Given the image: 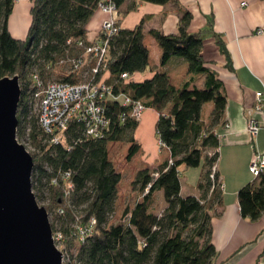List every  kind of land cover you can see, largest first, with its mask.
<instances>
[{
  "label": "trees",
  "instance_id": "1",
  "mask_svg": "<svg viewBox=\"0 0 264 264\" xmlns=\"http://www.w3.org/2000/svg\"><path fill=\"white\" fill-rule=\"evenodd\" d=\"M114 1L119 11L126 0ZM138 1L177 4V0ZM30 2V25L21 40L8 30L15 0H0V78L19 77L16 137L21 141L27 135L37 151L32 155V191L36 200L43 199L44 191L47 194L49 207L45 209L51 229L62 235V264H216L211 220L219 215L215 207L221 205L223 184L216 169L220 141L214 128L223 121L226 96L212 62L202 56L203 31H188L191 13L178 8L176 34L145 31L147 18L132 29L119 28L109 40L103 65L95 76H104L109 87L103 102L107 125L93 137L87 135L85 124L75 119L58 143H50L31 112L37 90L33 78L43 83H78L91 78V65L75 69L71 60L82 52L75 42L86 39L97 0ZM211 34L229 68L223 40L213 31ZM146 35L161 50L158 67L149 65ZM171 58L186 65V77L178 87L171 84L164 69ZM124 73L127 79H122ZM135 103L157 112L155 136L168 157L152 168L136 171L131 186L137 201L132 209L124 210L122 220L108 224L122 180L109 158V145L127 143L126 161L139 151L134 139L139 121L132 116ZM207 103L212 109L205 120L202 113ZM190 168L200 169L197 196L181 194V169ZM160 192L166 205L159 212ZM237 201L242 218L252 222L260 218L264 212V173L238 190ZM87 228L82 236L80 229Z\"/></svg>",
  "mask_w": 264,
  "mask_h": 264
},
{
  "label": "crops",
  "instance_id": "2",
  "mask_svg": "<svg viewBox=\"0 0 264 264\" xmlns=\"http://www.w3.org/2000/svg\"><path fill=\"white\" fill-rule=\"evenodd\" d=\"M242 2H245L244 6H241ZM30 7V0H15L8 19V30L16 39L22 40L27 34ZM178 8L192 15L188 31H203L202 56L212 62L211 67L221 79L226 96L223 121L214 128L220 141L216 169L223 184L221 205L215 207L219 215L211 220V241L217 251L216 264H264V212L257 221L244 219L240 216L237 201L238 190L256 181L249 171L250 161L255 155L264 153V112L254 109L255 93L264 91V34L255 33L258 28L264 29V0H177V4L164 6L126 0L119 8L120 28L132 29L147 18L145 31L156 29L165 34H176ZM103 17L95 11L87 25L86 37L93 38L97 34ZM209 29L223 40L230 57L229 68L225 66V57L220 54ZM144 43L149 52V65L158 67L161 57L158 44L150 35L145 36ZM164 69L175 87L186 77V65L180 59L171 58ZM208 106L205 120L212 109V105ZM157 116L155 110L145 109L134 132L139 151L133 158L144 163L143 168H152L168 157L166 149L161 148L160 151L154 145L153 159L156 158L154 162H146V152L140 144L144 131L157 140L154 130ZM249 120L259 125L253 137L246 130ZM196 170L199 178L200 169ZM181 172L186 173L187 169H181ZM180 188L183 196L188 195L182 193V178ZM190 195L197 196V190Z\"/></svg>",
  "mask_w": 264,
  "mask_h": 264
},
{
  "label": "water",
  "instance_id": "3",
  "mask_svg": "<svg viewBox=\"0 0 264 264\" xmlns=\"http://www.w3.org/2000/svg\"><path fill=\"white\" fill-rule=\"evenodd\" d=\"M20 96L17 75L0 78V264H62L32 191L33 157L16 138Z\"/></svg>",
  "mask_w": 264,
  "mask_h": 264
},
{
  "label": "built area",
  "instance_id": "4",
  "mask_svg": "<svg viewBox=\"0 0 264 264\" xmlns=\"http://www.w3.org/2000/svg\"><path fill=\"white\" fill-rule=\"evenodd\" d=\"M244 5L245 2H242L241 6ZM96 9L106 14L108 18L103 20L93 38L86 37L85 40L81 39L75 42L82 52L78 58L71 60L75 69L91 65V78L78 83H43L39 78H33L34 87L37 89L33 95V101L36 106L38 125L49 137L50 143H58L60 136L66 131L70 122L75 119L82 121L85 124L87 135L93 137L98 136L100 128L107 125L103 102L109 87L106 85L105 79H96L95 76L103 65L109 40L119 30L113 18L117 12V6L114 0H97ZM255 33L263 35L264 29L258 28ZM67 44H70V41H67ZM121 77L127 79L125 73ZM254 109L257 112H264V91L255 93ZM143 112V106L140 103H135L132 110L134 119L139 121ZM246 130L253 137L259 130V125L256 121L249 120ZM249 171L255 178L264 173V153L257 154L252 158ZM210 177L213 178V176ZM94 223L95 221L91 220V225ZM88 231L89 228L80 229V234L84 236ZM52 239L56 247L59 248L62 235L54 232Z\"/></svg>",
  "mask_w": 264,
  "mask_h": 264
},
{
  "label": "rangeland",
  "instance_id": "5",
  "mask_svg": "<svg viewBox=\"0 0 264 264\" xmlns=\"http://www.w3.org/2000/svg\"><path fill=\"white\" fill-rule=\"evenodd\" d=\"M96 11H97V9H96ZM98 12H100V11L98 10ZM101 14H103V13H101ZM103 16H104L103 20L108 18V16L106 14H103ZM113 18L116 21L115 22L116 26H118L120 28V18H119L118 9H117V12L115 13V15H113ZM103 20L101 21V23L103 22ZM101 23L99 25V28L101 26ZM85 72H87V71L84 70L83 76L86 75ZM104 78H105L104 76L100 77V79H104ZM208 105H211V103H208L206 108L203 109L202 116L204 118H205V115L207 113V107H209ZM31 112H32V115L34 117H37V111H36L35 105H33ZM142 115H143V113H142ZM142 115H141L139 121H141ZM18 142L24 145L25 149L27 150V152L30 153L31 156L34 153H37L35 148L31 145L30 140L28 139L27 135H25L24 139H22L21 141H18ZM140 144L141 145L143 144L144 151L146 152V157H147L146 162H148V160L149 161L153 160L152 162H154L156 157L153 159V157H154L153 146L157 145L158 149L160 151L162 150L160 148L158 141L153 140L151 133L144 131L143 137L140 140ZM128 146L129 145L125 142H120V143H116V144L114 143V144L109 145V158L112 161V163L114 164L115 168L121 173L122 180L120 181V183L117 187L115 206H114L113 212L111 213V216L109 217L108 224H114V223L122 220V218L124 217V210L126 208H128L129 210L132 209V207L134 206L135 202L138 199L136 191L131 186V182L134 178L136 171L138 169L144 167V163L137 162V160H138L137 158H133L130 161H126L125 157H126ZM196 171H197L196 168H190V169H187L186 173H181L180 177L182 178V184L184 186L183 191H182L183 194L190 195V194H194L196 192V183L198 180V174H196ZM33 193H34V191H33ZM42 196H43V199L40 198L39 200H36V201L38 202V204L40 206H42L44 208L49 207L48 206L49 201L47 200V194L45 191L42 194ZM157 201H158V205H159L158 211L160 212L161 210H163V208L166 205L165 200L163 199L161 192L157 195ZM56 209L57 208H55L51 212V215H53V217L56 214ZM48 218H49V222H50V215H48ZM58 225H59V223H58ZM53 234H54V232L52 231V236H53ZM54 245H55V243H54ZM58 250H60V249L58 248Z\"/></svg>",
  "mask_w": 264,
  "mask_h": 264
}]
</instances>
